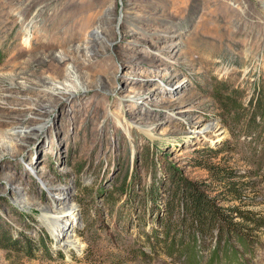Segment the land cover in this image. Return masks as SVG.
<instances>
[{
	"label": "rangeland",
	"instance_id": "rangeland-1",
	"mask_svg": "<svg viewBox=\"0 0 264 264\" xmlns=\"http://www.w3.org/2000/svg\"><path fill=\"white\" fill-rule=\"evenodd\" d=\"M263 129L264 0H0V264H264Z\"/></svg>",
	"mask_w": 264,
	"mask_h": 264
},
{
	"label": "trees",
	"instance_id": "trees-1",
	"mask_svg": "<svg viewBox=\"0 0 264 264\" xmlns=\"http://www.w3.org/2000/svg\"><path fill=\"white\" fill-rule=\"evenodd\" d=\"M233 175L226 170H220L215 176V181L224 186L222 195L229 198L225 202H241L245 197L243 195V191L246 190L245 183L234 182L236 177ZM231 178L232 183L229 181ZM186 199L187 203L184 208L190 215L191 224L195 230L201 228V231L203 225L215 226L222 234L225 231L229 239H235L243 245L253 246L259 238L257 233L264 229V211L245 209L234 205L230 208L217 209L213 203L203 201L199 191L193 189V186Z\"/></svg>",
	"mask_w": 264,
	"mask_h": 264
},
{
	"label": "bare ground",
	"instance_id": "bare-ground-1",
	"mask_svg": "<svg viewBox=\"0 0 264 264\" xmlns=\"http://www.w3.org/2000/svg\"><path fill=\"white\" fill-rule=\"evenodd\" d=\"M48 86V85H47Z\"/></svg>",
	"mask_w": 264,
	"mask_h": 264
}]
</instances>
